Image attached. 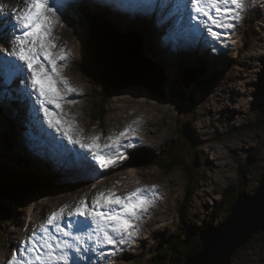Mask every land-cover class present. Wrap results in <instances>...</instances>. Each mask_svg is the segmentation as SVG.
I'll return each instance as SVG.
<instances>
[{"label":"rangeland","instance_id":"1","mask_svg":"<svg viewBox=\"0 0 264 264\" xmlns=\"http://www.w3.org/2000/svg\"><path fill=\"white\" fill-rule=\"evenodd\" d=\"M61 1L65 6L62 12L58 13L59 25L62 26L58 25L53 33L57 44L55 51L64 48L70 53V59L67 61L69 66L64 69L63 75L69 83H76L78 86L76 88L80 91L75 92L77 93L73 98L75 103L63 105L67 118L75 121L77 127L83 130L85 137L104 135L101 139V144H104L109 141L106 138L107 135L102 134L103 132L107 131V134L111 131L118 132L122 125L119 121L127 122V118L132 117L133 111L147 114L150 111L151 114L154 113V117L149 122L146 132L150 133L153 140L156 139V146L153 144L154 148L151 146L147 149L127 150L125 158L117 160L114 166L100 169L90 159L89 154L84 153L78 146L69 145L66 140L61 139L57 133L48 128L43 120V114L37 111L38 106H34L32 100L25 94L26 99L24 100L19 94L17 97L16 91L21 92L24 87L20 81L16 84L17 78H14L12 83L5 84L3 75H0V113L5 118H13L7 107H13L12 109H15L17 113L20 112V114H15V117L17 115L21 117L22 114L29 117V112H32L33 127L36 125L31 130L20 126L22 152L20 156V150L18 151L19 156L22 158L25 153L31 161L29 163L32 166L31 169L36 172L35 176L43 175L56 179V186L59 187L49 192L47 190L51 188L43 186L32 195L25 196L21 204L9 199L4 200V211L11 210L13 213L0 222V264L8 262L9 259L5 258L7 252L16 251L12 246L20 248L23 242L31 236L33 230L40 227L44 217L52 211L59 210L64 205L70 207L71 204H77L82 198H94L98 192L106 190L110 185H117L122 178L127 181L126 176L137 178V183H141L140 187L164 188L165 199L157 198V204L153 206L157 208L154 215L152 217L147 215L148 220L143 219V226L146 228L140 239L145 242V245L134 242L133 250L121 255L119 251L107 261H105L104 253L107 252L108 246H104L98 250L103 255H99L98 252L83 253L85 258L78 260V264H123V262L124 264H149L151 256L158 251L166 238L178 230V227H180L183 238H186L191 229L211 222L213 211L216 205L225 198L227 190L239 188L241 183H244L246 185L245 194H253L257 187L258 178L264 168V124L261 122L263 116L259 117L264 108V0H255L251 8L246 7L240 23H237L234 28L214 26L213 29L221 33L219 40L210 41L206 30L195 25L202 35V40L200 43L197 42L198 40L193 43L187 38L186 40L192 44L185 45L169 44L166 41L167 36L176 37L177 30L181 27L175 24L176 19L172 16L164 23L152 20L151 26L147 17L139 16L138 18V16L122 13L125 20L120 22L117 18L113 20L109 17L111 16L109 4H104L101 0H70L69 3ZM172 2L173 0H168L164 3L166 5L164 7L161 6L162 4L153 5L150 8L151 16L155 18L154 11L156 19L168 17ZM175 3L177 5L179 0ZM0 4L6 5L8 9L23 7L22 0H0ZM81 4H90L94 8L90 9ZM97 4L102 5L106 11ZM80 8H86L85 13H97L108 18L112 24L113 21L117 22V27H119L117 29L123 33L128 34L126 30L140 32L139 34L144 38L143 46L148 52L147 55L145 53L146 58L157 68L160 67L167 79L163 86L165 94L163 98L158 99L151 95V99L145 102L138 101L139 98L132 94L126 95L128 92L141 90V87L137 86L117 92L111 91L112 95L107 98L100 97L97 88L99 86L90 84L88 78L80 72L82 49L78 38L83 35L80 32L76 35L63 20L66 17L84 16ZM128 23L135 26L127 25ZM162 44L168 45L164 48L168 51L156 50L155 47ZM8 46L7 44L0 45V47ZM175 54L179 56H174ZM199 58L207 62V70L201 81L205 84L199 83L195 87L197 91L192 92V90L188 95H183L184 98L179 102L172 94L175 90L174 86L179 89L182 83L181 78L178 79V73L181 67L196 64ZM70 95L67 96L68 101H70ZM222 95L223 100L219 98ZM147 96H150L148 92ZM189 98H195L193 104L190 103ZM10 100L17 101V106L20 108L17 110ZM119 112L122 114L118 118L115 114ZM155 116H157L156 119H153ZM19 117L16 119L20 121ZM38 123L39 126H37ZM186 123L190 125L193 137L198 141V144L193 147L183 139L182 134L177 135L178 128ZM29 127L32 126L29 125ZM175 144H179L182 149L179 154L184 167L190 171V178L180 167L172 170L163 169L160 165L167 163L163 159L145 162L143 154L158 157L162 150L167 151L171 145ZM35 145L38 151L33 149L27 151V147ZM212 148L215 150L211 151V155L206 154V151ZM216 152L222 156H219V163L215 160ZM8 154L9 152L3 146L0 149V164L13 168ZM248 158L254 160L253 164H247ZM212 162L215 166L219 164L218 169L214 170ZM21 163L27 164L24 160ZM44 182L51 183L49 180ZM135 185L136 182L131 181L124 184L126 190L135 189ZM126 190L118 194L124 195ZM223 213L208 224L216 226L224 221L228 215ZM181 216L185 217L183 219L186 223L183 225ZM232 256L234 257L229 261L231 264H264V244L247 242Z\"/></svg>","mask_w":264,"mask_h":264},{"label":"snow or ice","instance_id":"2","mask_svg":"<svg viewBox=\"0 0 264 264\" xmlns=\"http://www.w3.org/2000/svg\"><path fill=\"white\" fill-rule=\"evenodd\" d=\"M155 0H153V3ZM255 0H180L176 10L187 12L188 21L204 27L213 40H219L217 28L232 29L239 23L245 8ZM23 7L8 9L0 4V75L10 84L20 77L22 91L43 114L48 128L69 145L78 146L100 169L114 166L125 158L129 148L136 145L130 136L136 129L126 127L116 135L85 137L73 119L67 118L63 105L75 103L67 96L77 90L63 75L69 65L70 53L64 48L55 51L53 36L59 25V15L65 6L58 0H22ZM162 7L166 6L164 4ZM174 13L161 20L164 23ZM62 26V25H59ZM198 31V28L193 27ZM88 158V157H85ZM156 187H137L124 195L114 189L100 191L91 200L82 198L67 212L68 205L53 211L39 227L33 230L7 264H78L83 253L98 252L104 246L114 250L133 243L139 225L155 204Z\"/></svg>","mask_w":264,"mask_h":264},{"label":"water","instance_id":"3","mask_svg":"<svg viewBox=\"0 0 264 264\" xmlns=\"http://www.w3.org/2000/svg\"><path fill=\"white\" fill-rule=\"evenodd\" d=\"M63 20L76 35L78 32L83 35L78 38L82 49L80 72L94 86H99L101 98L135 86L141 87L154 98L164 97L163 86L167 79L161 68L146 58L145 53L147 55L148 52L131 34L123 33L108 19H91L84 15ZM114 24L117 25V22ZM174 88L172 94L181 102L184 96L176 86ZM189 100L193 104L191 98ZM181 134L192 147L198 144L189 124L181 126ZM253 162V159L248 158V165ZM8 199L12 202L21 201ZM4 200L0 203V221L13 213L11 210L4 211ZM258 233L264 234V172L253 194L244 193L237 197L224 221L216 226L206 225L199 232L200 247L183 264H229L232 255Z\"/></svg>","mask_w":264,"mask_h":264},{"label":"trees","instance_id":"4","mask_svg":"<svg viewBox=\"0 0 264 264\" xmlns=\"http://www.w3.org/2000/svg\"><path fill=\"white\" fill-rule=\"evenodd\" d=\"M80 10L82 14L91 16V19L94 18L107 19L100 16L97 13L96 14L94 13L92 14L89 12L85 13L86 8H80ZM112 25L115 24L113 23ZM126 32L131 34L132 37L139 44L144 45L143 43L144 38L143 36H141V34H138V32L135 33L133 30H126ZM206 66H207V62L199 58L196 64L193 63L185 67H181L182 69L178 73V79L181 78L182 80V83L179 86V91L182 92L183 95L185 96L188 95V93H190L192 90H193L192 92L197 91L195 87L198 86L199 83H202V85L205 84L204 82L201 81L205 71L207 70ZM88 82L92 84V82L89 79ZM194 99L195 98H191L192 102L195 101ZM11 103L17 104V101H11ZM259 117L262 118L261 122L264 124V108H262ZM16 121H17L16 119L13 120L10 117L5 118V116L3 117V115L0 113V129L1 131L3 130L0 135L1 136L0 149L3 146L5 149H7V151L10 154V155L8 154L9 160L13 164V168H11V166L6 167L0 164V203L3 199L13 198V199L21 200L18 201L19 202L18 204H21L25 196L32 195L34 192H37L39 188L43 186H48V188H51L47 190L49 192L53 189H57V188L59 189V187L56 186L57 185L56 179H50L49 177L43 175H40L39 177L35 176L36 172H34L31 169L32 166L29 164L31 161L25 155V153L23 154L22 158L20 157L22 152L21 144H20L21 127L18 126ZM177 135L181 136V128H178ZM180 150L182 149L179 147V144H175V145H171L167 151L162 150L158 157L150 156L149 154L146 153L143 154V156L144 159L146 160L145 162H151L152 160L163 159L167 162L165 165H160L163 169L172 170L174 168L180 167L185 171L186 176L190 178L191 177L190 171L187 167L185 168L183 165L181 155L179 154ZM18 151L20 152V156L18 154ZM23 160L26 161L27 164L21 163V161ZM131 165L134 166L133 164ZM19 167H21L22 169L20 170ZM25 167H28L29 170L25 169ZM263 172H264V168H263ZM45 180H49L51 181V183L48 182L46 183L44 182ZM245 188L246 185L244 183H241L239 188L227 190V192L225 193V198L219 204L216 205V209L215 211H213L214 213L213 216L211 217V222H207L202 225H199L195 229L192 227L193 229H191L188 232L186 238H183L182 233L180 232V227H178V230L174 231L168 238H166L163 244L160 245V247L158 248V251L153 256H151L149 264H183L188 256L194 254L199 249L200 247V242L198 239L199 232L205 227V225H207L208 223H212L215 217H218L220 213L224 212L223 213L224 215L225 214L228 215L229 209L235 202L236 198L246 193ZM2 208H4V206H2ZM183 217L181 216L182 225L186 223ZM249 242L250 243L259 242L264 244V234L258 233L257 235L252 236L248 241V243ZM233 257L234 256H232L231 258Z\"/></svg>","mask_w":264,"mask_h":264},{"label":"bare ground","instance_id":"5","mask_svg":"<svg viewBox=\"0 0 264 264\" xmlns=\"http://www.w3.org/2000/svg\"><path fill=\"white\" fill-rule=\"evenodd\" d=\"M88 3V2H87ZM98 6H100L101 7V9H103V10H105L106 11V9L104 8V7H102V5H100V4H97ZM81 6H87V7H89L90 9H93L94 7L93 6H90V4H88V5H86V4H81ZM110 10L113 12V14H114V16H116V18H118L119 19V21L120 22H124L123 20H125L123 17H122V13H120V12H118V11H116L115 9H113L112 7H110ZM117 14H118V16H117ZM138 18H139V16H138ZM108 19V18H107ZM240 23V22H239ZM127 25H130V26H135V25H133L132 23H128ZM214 27V26H213ZM150 28H153V27H150ZM140 33V32H139ZM196 33H199V31H196L194 34H191V32H189L188 31V29H186V28H184L183 26H181L178 30H177V34H176V36H178L179 38H181V39H187V38H189V39H191L193 42H195V41H201L202 40V35L199 33V34H196ZM223 39H225L224 37H222ZM229 39V38H228ZM227 39V40H228ZM168 45H166V44H162L161 46H157V47H155L156 48V50H159L160 52H166V51H168V50H164V48L165 47H167ZM194 53H197V52H194ZM262 54V53H261ZM174 56H179V54H175ZM257 58V57H256ZM153 64V63H152ZM154 65V64H153ZM155 66V65H154ZM260 69V68H259ZM70 85L72 86V87H74L76 90H77V92H80L79 91V89L78 88H76V87H78V86H76V83H73V84H71L70 83ZM237 86V85H236ZM238 88V87H237ZM82 90V89H81ZM142 90V89H141ZM136 90V91H132V93H126V95H128V94H132V95H134L135 97H138L139 99H138V101H145V100H147V101H149L150 99H151V96H147V92H145L144 90ZM235 91V90H234ZM243 91V90H242ZM77 93H72L71 95H70V101L71 100H73V98L75 97L74 95H76ZM121 95V94H120ZM261 97V96H260ZM141 98V99H140ZM221 100H223V95L222 96H220L219 97ZM129 99V98H128ZM154 99V98H153ZM123 102V101H122ZM146 102V101H145ZM234 102V101H233ZM11 103V102H10ZM129 103V102H128ZM11 104H13V105H15L17 108H20L19 106H17V104L16 103H11ZM69 104H72V103H69ZM128 105V104H127ZM155 105V104H154ZM209 106V105H208ZM237 107V106H236ZM123 108V107H122ZM214 108V107H213ZM239 108V107H238ZM143 109V108H142ZM166 109V108H165ZM124 110V109H123ZM170 110V109H169ZM114 111V110H113ZM143 111V110H142ZM131 112V111H130ZM146 112H148V111H146ZM162 112V111H161ZM168 112V111H167ZM113 113H115V112H113ZM133 114H132V117H130V118H127V122L126 121H123V122H121V121H119L122 125H121V127H120V129H119V131L118 132H114V131H111L109 134H107L108 132L106 131V132H103L102 134H106L107 136H106V138L108 137V136H110V135H116V134H118L119 132H121V131H123L126 127H131V128H133V129H136V131H134L133 133H132V135L130 136V139L133 141V143L136 145L135 147H132V148H129L128 150H130V149H138V148H149V147H151L153 144L155 145V140H153V138H152V136L150 135V133L148 134V132H146V130H147V128H149V127H147L148 126V124H149V122H151L152 121V117H154V113H150V111L148 112V114L147 113H136L135 111H133L132 112ZM121 114H122V112H119L118 114H115L116 116H118V118H119V116H121ZM114 115V116H115ZM125 115V114H124ZM134 115V116H133ZM159 115V114H158ZM157 115V116H158ZM157 116H155V118H153V119H156V117ZM241 116V115H240ZM22 117L24 118V120L26 121L27 119H28V116L26 115V114H22ZM111 118V117H110ZM124 118V117H123ZM112 119V118H111ZM116 119V118H115ZM121 119V118H120ZM125 119V118H124ZM211 119V118H210ZM213 119V118H212ZM114 120V119H113ZM118 120V119H117ZM129 120H131V122H129ZM209 120V119H208ZM110 121V120H109ZM153 121H156V120H153ZM114 122V121H113ZM210 122V121H209ZM208 122V123H209ZM235 122V121H234ZM117 123V122H116ZM204 123V122H203ZM221 124V123H220ZM232 124H233V122H232ZM200 125H201V122H200ZM199 125V126H200ZM208 125V124H207ZM203 126V125H202ZM206 127V126H205ZM152 130V129H151ZM213 130V129H212ZM153 131V130H152ZM151 132V131H150ZM153 132H155V131H153ZM155 135H156V133H155ZM104 137V135H101V139ZM157 138V137H156ZM205 138H207V137H205ZM158 139V138H157ZM214 139V138H213ZM212 141V140H211ZM100 143H101V141H100ZM211 143H214V142H211ZM206 144H207V142H206ZM153 145V146H154ZM152 146V147H153ZM156 146V145H155ZM154 146V147H155ZM31 147L32 146H30V147H27V148H30L31 149ZM153 147V148H154ZM212 147H214V145L212 146ZM30 149H28L29 151H30ZM213 150H215V148H212V149H210V150H208V151H206V154H208V155H211V151H213ZM219 150V149H218ZM219 156H221L220 155V153H218V152H216V158H215V160H216V162H218L219 163ZM222 157V156H221ZM220 157V158H221ZM207 159V158H206ZM37 160V159H36ZM209 160V159H208ZM213 160V159H212ZM214 160V161H215ZM221 163V162H220ZM212 167L214 168V170H216V169H218V167H219V164H217L216 166L214 165V163L212 162ZM213 171V170H212ZM221 172V171H220ZM215 173V172H214ZM135 178V177H134ZM132 176H126V179H127V181H125V180H123V178L121 179V180H119L118 182H117V185H110V187H108L106 190H103V191H107V190H110V189H114L117 193H119V192H121V191H123V190H126V188H125V186H124V184L127 182L128 183V181H131V182H136V188L137 187H140V184H138L137 182H138V180H137V178H135L134 179ZM142 187V186H141ZM164 188H156V193H157V195L155 196V203L157 204V198H163V200L165 199V196L163 195V192H164V190H163ZM134 190V188H132V189H127L126 190V193L127 192H129V191H133ZM171 192H173V191H171ZM170 192V193H171ZM125 193V194H126ZM166 195H167V193H166ZM93 199V197L92 198H87V201L89 202V203H91V200ZM162 200V201H163ZM165 204V203H164ZM76 206V204H71V206L70 207H68L67 209H66V211H65V217H67V212L68 211H71L74 207ZM166 206V205H165ZM159 209H161V208H159ZM157 210V208H155V207H150L149 208V210H148V213L145 215V217L143 218V219H145L146 218V216L148 215H151V217H152V215H154V213H155V211ZM51 211V210H50ZM54 211H58V210H54ZM167 211V210H166ZM53 212V211H52ZM51 214V213H50ZM49 214V215H50ZM165 214V213H164ZM49 215H47L46 217H44V220H43V222L46 220V218L49 216ZM147 216V217H148ZM161 216H163V215H161ZM150 217V218H151ZM147 219V218H146ZM154 219V218H153ZM152 219V220H153ZM148 220V219H147ZM146 221V220H145ZM160 222H161V220H160ZM150 224V223H149ZM148 225V224H147ZM35 228V227H34ZM146 228V226H143V221L140 223V225H139V233L137 234V235H135V236H133L132 237V240H133V243L132 244H130V245H120L119 246V248L118 249H113V248H111V246H108V248H107V252H105L104 254L106 255V257H105V261H107V260H109V258H112V256L113 255H115V253H118L119 251H120V253H119V255H121V254H124V253H126V252H128V251H130V250H133L134 249V245H135V243L134 242H136V244H137V242H140L142 245H145V242L144 241H142L141 239H140V237H141V234L143 233V230ZM35 230L38 232L39 231V226L37 227V228H35ZM147 230V229H146ZM153 230V229H152ZM155 230V229H154ZM145 231V230H144ZM144 234V233H143ZM152 234V233H151ZM22 236V235H21ZM13 237V236H12ZM23 237V236H22ZM30 237V236H29ZM147 238V237H146ZM144 240V239H143ZM142 241V242H141ZM14 242V241H13ZM17 244H19V243H17ZM147 247V246H146ZM145 247V248H146ZM12 248H14L15 250H17L18 249V247H16V246H12ZM10 249V248H9ZM12 251V250H11ZM140 251V250H139ZM11 252H7V255H6V259H10V257H11ZM86 254V253H85ZM90 257H91V254H90ZM88 258H89V254H88ZM6 263V262H5ZM7 264V263H6ZM107 264H110V263H107ZM113 264H115V263H113ZM119 264V263H118ZM121 264V263H120ZM123 264H124V262H123ZM126 264V263H125Z\"/></svg>","mask_w":264,"mask_h":264}]
</instances>
